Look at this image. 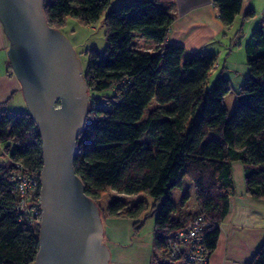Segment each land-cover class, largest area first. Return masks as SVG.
I'll list each match as a JSON object with an SVG mask.
<instances>
[{"label":"trees","instance_id":"obj_1","mask_svg":"<svg viewBox=\"0 0 264 264\" xmlns=\"http://www.w3.org/2000/svg\"><path fill=\"white\" fill-rule=\"evenodd\" d=\"M110 1L50 0L43 6L48 25L59 31L69 17L87 26L106 13V51L102 55L88 50L83 70L90 110L78 139L76 174L100 207L104 243L112 257L124 246L115 235L129 228L136 234L152 218L149 264H181L167 254L166 240L196 214L211 222L204 233L211 255L237 192L233 163L243 167L246 194L264 200V27L246 42L250 73L230 118L225 97L232 91V80L221 75L210 85L217 54L187 56L185 46L168 42L175 16L157 0L107 11ZM213 2L227 27L244 13V0ZM255 15L247 9L243 21ZM238 33L244 34L242 29ZM137 35L156 42L157 49L153 53L136 49ZM112 90V95L106 93ZM3 107L0 144L5 145L9 163L0 166V264H36L40 229L19 222L18 198L8 174L18 163L40 180L42 140L28 112L9 114L1 111ZM185 177L194 184L197 204L194 211L178 215L171 192L182 187ZM113 192L120 196L113 198ZM139 194L144 199L132 205L121 198ZM129 222L133 227L124 226ZM112 257L110 263L116 264ZM244 264H264V243Z\"/></svg>","mask_w":264,"mask_h":264},{"label":"water","instance_id":"obj_2","mask_svg":"<svg viewBox=\"0 0 264 264\" xmlns=\"http://www.w3.org/2000/svg\"><path fill=\"white\" fill-rule=\"evenodd\" d=\"M43 6L44 0H0L10 65L42 140L36 264H111L100 207L75 171L90 110L83 64L70 40L48 25Z\"/></svg>","mask_w":264,"mask_h":264},{"label":"crops","instance_id":"obj_3","mask_svg":"<svg viewBox=\"0 0 264 264\" xmlns=\"http://www.w3.org/2000/svg\"><path fill=\"white\" fill-rule=\"evenodd\" d=\"M157 1L175 16L168 42L185 46L187 56L200 52L217 54L219 60L215 72L219 71L220 76H226L231 80H233L232 75L235 76L240 72L232 65L228 67L227 62L222 63L224 55L240 53V48L246 45L254 31L264 27V0H244V13L247 9L254 10L255 17L243 21V13L236 17L230 27L221 22L213 0ZM241 29L243 35L238 33ZM136 37L134 40L136 49L152 53L157 49L156 42L146 37L138 35ZM9 48L10 41L0 21V105L4 106L1 111L14 114L16 113L14 111H23L24 102L22 101L19 106L12 105L13 99L19 96L22 89L10 65ZM246 61L247 55L245 63ZM235 164L243 169L241 163L235 162ZM244 185L243 181L240 192H236L231 199L230 214L223 223L218 248L210 256V264H244L264 243V200L250 198L246 194ZM147 250L149 259L151 252L149 245Z\"/></svg>","mask_w":264,"mask_h":264},{"label":"rangeland","instance_id":"obj_4","mask_svg":"<svg viewBox=\"0 0 264 264\" xmlns=\"http://www.w3.org/2000/svg\"><path fill=\"white\" fill-rule=\"evenodd\" d=\"M44 1H50V0H44ZM138 1L142 0H111L110 1V7L107 11L120 7L121 5H131V3H137ZM106 11V12H107ZM106 13L103 15L101 19L98 20V22L91 24V25H81L77 19L69 17L67 24L65 28L61 31L64 36L67 37L68 40H70L72 47L74 51H76V54L78 55V58L83 64V69H86L88 65V50L94 49L100 52L102 55L105 53L106 48V39H105V33H106V27H105V18ZM246 44V43H245ZM246 46V45H245ZM245 46L244 47H237V49L240 48V53L237 52L231 55H224L222 63L225 64L227 62V66L230 67L231 65L233 67H236L240 73L235 74V76H231L233 78L232 80V91L228 93L225 97L226 106L229 112V117H233L234 110L237 105V93L241 90L239 89L240 86L244 84L245 77L250 73V66L247 65V61L245 63ZM206 53V52H205ZM209 54V53H208ZM234 59V61H232ZM226 75V74H225ZM220 76L219 71L215 72L212 71V74L210 76V85L213 84V82ZM245 80V81H243ZM114 91L112 90L107 91L106 93L112 95ZM90 100V99H89ZM24 102L23 111H14L16 113L20 112H28L27 105L23 96V93L21 92L19 96L13 99L12 105L19 106L20 103ZM59 104V103H58ZM90 104V103H89ZM156 104L153 103V105L150 107L151 109L154 108ZM148 108L145 112V118H147V114L150 110ZM12 110V109H11ZM19 110V109H18ZM4 144H0V166L1 165H7L9 163V157L4 151ZM233 168V179H235V190L237 192H240V188L242 186V183L245 178L243 175V169L240 167H237V165L234 163L232 165ZM245 186V185H244ZM172 193V199L174 201V204H176V210L174 214H184L188 211H194L196 208V192L194 189V184L190 180L189 177H185L183 179V185L179 188H174ZM113 198H117V196H120L116 193L111 194ZM144 195H123L121 198L127 202V204H135L139 202V200L144 199ZM108 197L104 199L102 202V205H106ZM152 198L149 199V202L151 203ZM154 223L152 218H149L146 222V225L141 227V230L138 231L136 234L131 231V228L127 230V232H124L121 234V236H116V239L120 240V242H123L124 246H121L119 248L118 253L117 251L113 252L112 261L116 264H149L148 261V245L150 247L151 245V239L147 238L148 236L152 235V224ZM133 223H126L124 226L131 227ZM133 227V226H132ZM124 228V227H123ZM127 236V239H126ZM131 237V238H130ZM130 238V239H129Z\"/></svg>","mask_w":264,"mask_h":264},{"label":"built area","instance_id":"obj_5","mask_svg":"<svg viewBox=\"0 0 264 264\" xmlns=\"http://www.w3.org/2000/svg\"><path fill=\"white\" fill-rule=\"evenodd\" d=\"M93 106L108 108L105 104L94 103ZM8 174L10 189L17 196L19 222L27 223L30 227L40 229L43 209L41 205V180L36 176L25 173L21 166ZM211 222L203 214H196L183 228L171 233L166 240L167 254L181 264H210V252L206 245V229ZM223 228V226H221ZM221 228V229H222Z\"/></svg>","mask_w":264,"mask_h":264}]
</instances>
